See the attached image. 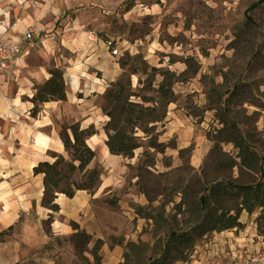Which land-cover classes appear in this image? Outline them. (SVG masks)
I'll return each mask as SVG.
<instances>
[{
	"label": "rangeland",
	"instance_id": "obj_1",
	"mask_svg": "<svg viewBox=\"0 0 264 264\" xmlns=\"http://www.w3.org/2000/svg\"><path fill=\"white\" fill-rule=\"evenodd\" d=\"M26 19L31 24L16 31L14 25ZM26 33L32 35L23 44L26 64L45 67L48 73L54 68L65 71L64 62L77 56L84 61L96 56L109 60L111 67L116 64L118 76L112 83L129 78L133 90L142 88L145 73L153 68L159 70L154 88L162 81V71L181 75L187 58L197 74L174 85L176 97L165 122L153 138L140 134L141 148L133 159L108 154L101 132L90 142L96 153L90 168L99 171L101 187L71 219L92 237L82 254L75 248L71 226L64 236L52 227L47 232L34 164L21 162L0 144V185L22 187L19 199L29 203L6 238L15 253L13 264H96L90 252L97 240L103 243L101 264H148L158 254L159 238L191 225L181 206L187 190L198 201L205 182L239 177L231 168L239 162V151L225 142L221 120L238 126L257 163L264 164V0H0V37L22 41ZM114 49L119 51L116 57ZM14 69L0 79L18 88L25 73ZM95 76L101 79L100 73ZM3 90L9 93L11 87ZM95 102L107 107L104 96ZM71 124L58 121L59 132ZM6 129V119H0V133ZM56 156L50 155L51 162ZM256 177L247 173L241 180ZM259 213H242L244 230L196 236L192 257L176 264H203L206 259L214 264H264V238L256 226Z\"/></svg>",
	"mask_w": 264,
	"mask_h": 264
},
{
	"label": "trees",
	"instance_id": "obj_2",
	"mask_svg": "<svg viewBox=\"0 0 264 264\" xmlns=\"http://www.w3.org/2000/svg\"><path fill=\"white\" fill-rule=\"evenodd\" d=\"M191 61L187 58L182 62L187 69L181 75L170 70L159 73L162 81L157 88H154L156 73L159 71L156 68L152 69L151 74L145 73L146 80L138 90H133L129 78L110 84L104 94L107 107L102 111L108 118L103 127L107 136L105 145L112 156L133 159L135 151L141 148L140 134L153 138L152 134L157 131L158 125L165 122L168 107L175 100L174 85L184 82L181 80L184 76L192 78L197 74V71H191ZM171 62L177 63L173 58ZM49 75L45 83L35 88L30 100L33 104L31 118L36 119L46 103L67 101L64 70L54 68L49 71ZM221 123L227 135L225 142L233 144L239 151V162L235 161L231 165L232 169H237L239 177L222 176L205 182L200 189L202 193L198 201L187 190L185 203L181 206H185V215H188L191 225L187 224L185 231L172 229L163 238H159L155 243V248L159 249L158 254L148 264L188 262L195 248L196 236L244 230L245 225L240 221L242 213L253 215L260 212L256 219L257 234L264 238V164L257 163L256 153L246 144L235 123L225 120H221ZM98 133L93 125L88 128H82L79 123L62 126L60 138L68 159L58 155L54 162L44 161L34 167V176L43 177L41 207L51 213L45 221L47 232L53 223V214L60 212L56 202L59 194L68 199H73L79 191L94 196L101 187L99 171L90 168L96 153L87 143ZM247 173L258 177L243 182L242 176ZM70 226L75 232L72 238L77 253L87 252L92 237L80 230L76 222H71ZM13 231L14 226H11L0 232V243L11 236ZM102 246V241L97 240L90 252L96 264H101Z\"/></svg>",
	"mask_w": 264,
	"mask_h": 264
},
{
	"label": "crops",
	"instance_id": "obj_3",
	"mask_svg": "<svg viewBox=\"0 0 264 264\" xmlns=\"http://www.w3.org/2000/svg\"><path fill=\"white\" fill-rule=\"evenodd\" d=\"M41 12V9L37 10V13ZM20 22L14 25L16 31L22 32L25 27L31 24L27 19ZM20 38L12 37L9 40L22 43ZM23 44L25 43H22V47ZM68 45V42L64 41V47L69 51H74ZM25 56L26 52L24 51L23 56L16 63L15 67H19V70L13 68L15 73H25L20 87L17 88L12 83H6L0 79V119L7 121L6 134L0 133V144L12 151L21 162L33 163L35 167L40 162H51V154L67 155L60 138L58 121L79 123L82 128L93 125L98 132L102 133L106 141L107 137L103 127L108 118L95 100L102 99L108 88V83L116 80L118 76L116 64L115 67H111L109 60L102 61L96 56H92L86 61L77 56L74 60L64 62L65 81L68 88L67 101L44 104L41 107V113L34 119L30 115L33 104L30 101L22 100L25 97L31 99L35 88L45 83L50 75L45 67L28 66ZM107 69H111L112 74L108 75L110 71ZM97 73L101 74V79L96 78L95 74ZM3 87L5 89L11 87V91L6 93ZM11 93L14 94L13 97H9ZM6 117H10L12 120L10 121ZM98 136L101 137L96 135L95 139ZM92 138L88 140V145L94 141ZM39 179L42 186L41 196H43V177L39 176ZM21 195H24L22 187L14 186L8 182L7 185H0V232L15 226L19 221L21 222L22 214L28 211L29 203L26 199L25 201L23 198L19 199ZM90 197L91 195L85 191L77 192L73 199L58 195L56 202L60 207V212L53 214L51 226L57 236L69 233L70 223L68 224V222L72 221L74 216L87 206ZM41 199L42 197L40 201ZM42 210V216L46 213L45 216L49 217L50 211L43 208ZM6 238L0 243V264H13L15 253Z\"/></svg>",
	"mask_w": 264,
	"mask_h": 264
},
{
	"label": "built area",
	"instance_id": "obj_4",
	"mask_svg": "<svg viewBox=\"0 0 264 264\" xmlns=\"http://www.w3.org/2000/svg\"><path fill=\"white\" fill-rule=\"evenodd\" d=\"M32 35L26 33L22 40V43H28L31 41ZM92 39V38H91ZM21 42H12L0 37V77L5 76L15 66L17 61L23 56L24 49ZM108 46H112L111 42L107 43ZM119 51L117 49L112 50V56H118ZM203 264H214V262L206 259Z\"/></svg>",
	"mask_w": 264,
	"mask_h": 264
},
{
	"label": "bare ground",
	"instance_id": "obj_5",
	"mask_svg": "<svg viewBox=\"0 0 264 264\" xmlns=\"http://www.w3.org/2000/svg\"><path fill=\"white\" fill-rule=\"evenodd\" d=\"M92 140H96L95 139V136L92 138ZM93 143H94V141H93ZM89 146H90V144H89ZM105 147H106V145H105ZM106 150H107V153L109 154V151H108V148L106 147Z\"/></svg>",
	"mask_w": 264,
	"mask_h": 264
}]
</instances>
